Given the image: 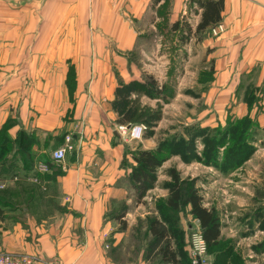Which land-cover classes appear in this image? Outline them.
<instances>
[{"label": "rangeland", "instance_id": "374dc122", "mask_svg": "<svg viewBox=\"0 0 264 264\" xmlns=\"http://www.w3.org/2000/svg\"><path fill=\"white\" fill-rule=\"evenodd\" d=\"M183 1L182 5L176 6L172 0H111L108 11L111 15L124 16L126 22L122 24L130 35H134L132 44L125 50H117L114 39L103 37V44L108 49L103 53L30 54L0 51V71L5 75L11 74V82L5 86L6 94L0 103H3L0 108V111L4 110L3 117L7 112L10 114L0 128V142L4 144L5 152L3 157L6 156V162H12L17 155H22L15 154V137L7 133L9 128L21 125L19 119L11 115L17 114L16 104H21L20 100L26 97L22 94L26 90L30 93L37 80L46 83V75L50 74V78L53 72L52 77L64 78L62 91L66 93L67 103L70 104L65 118L68 116L74 121L73 116L78 111L82 128L83 124H87L81 118L82 114L90 113L91 108L101 104L102 123L116 132L119 125H127L118 122L120 116L113 105L116 88L120 83L136 84L149 78L161 87L160 94L154 91L150 95L144 92L131 93V108L135 110L132 125L142 124L143 134L140 139L124 141L126 150L123 162L132 168L129 152L138 149H148L165 161L157 169L154 187L140 201H135V196L125 184V205L118 204L117 207L126 210V235L121 238L122 245L117 247L119 249L113 256L121 263L137 264L136 258L149 240L146 232L148 219H163V215H167L166 221L176 231L174 246L181 264H194L191 236L200 232V229L189 213V206H182L176 213L164 209L170 182L166 170L174 168L183 180L184 195L190 188L197 189L204 206L213 209L221 222L219 245L213 250H205L202 264H264V253H256L253 249L255 244L264 240V125L260 124L255 111L250 115L236 113L240 103L248 109L254 105L260 109L258 101L260 97L262 99L263 86H257L247 77H242L235 85L232 99L224 103L223 91L227 87L222 81L220 84L216 82L217 72H223L222 46L217 42L221 40L219 35L224 27L220 22L213 27L221 25L222 32L215 33L210 29L202 40L190 38L181 43L180 33L171 30V23L177 19L186 20L194 26L197 22L196 14L189 12L187 2L185 5ZM72 6L78 10L77 5ZM143 8L145 10L141 15ZM81 21L77 19L79 27L75 30L97 28L96 22L88 17L84 22ZM77 22H74L75 25ZM42 23L46 27L43 21L39 22V26ZM78 35L75 31V36L66 39L71 40L68 42L72 46L92 44L94 37ZM209 41L210 45H206ZM33 59L35 61L32 64L30 62ZM98 59L101 66L96 68L92 62ZM76 60L91 61L88 69L81 70L86 81L79 91L75 78L80 67H74ZM5 62L9 65L12 63V67H2ZM50 62H53V66L49 69L47 63ZM61 62L62 67L59 66ZM253 71L258 78L259 69ZM136 88L135 85L131 86V89ZM93 90L101 94L104 101L93 105L95 100L90 95ZM62 109L61 100L58 111ZM27 110H30V106ZM88 115L91 116V113ZM247 116L249 119L245 120ZM43 140L46 141V138ZM30 155V158L36 159L45 153L33 149ZM235 162H238L237 165H234ZM23 182L26 183L13 187L15 184L7 185L0 181V190L5 187L10 189L3 195L0 193V206L5 208L3 214L7 218L14 214L29 215L31 219L43 216L44 221H53L56 218L52 217L56 214L65 213L64 209L68 208L70 201L68 196L51 192L46 199L42 191L36 189L35 183L30 180ZM31 192L33 194L29 198ZM15 205L24 206L29 212L24 207L25 210L21 208L19 212ZM52 206L57 208V212L50 211ZM110 210L108 207L104 213V223L112 220ZM20 221L26 222V217ZM111 223L114 224L112 228H115L116 221L112 220ZM110 236H104V244L112 241Z\"/></svg>", "mask_w": 264, "mask_h": 264}, {"label": "crops", "instance_id": "0c3cea01", "mask_svg": "<svg viewBox=\"0 0 264 264\" xmlns=\"http://www.w3.org/2000/svg\"><path fill=\"white\" fill-rule=\"evenodd\" d=\"M110 1L0 0V51L3 53L30 52V54L39 52L103 53L108 51L103 44V37H111L117 42V50H125L132 44L134 35H130L122 24L126 22L124 16L115 13L111 15L108 11ZM186 2L187 0L185 5ZM183 3V0H172V4L176 6ZM72 4L77 5L78 10ZM72 9L75 11L72 12ZM144 10L145 8L140 12L141 15ZM87 17L96 22L97 28L75 30L79 27L77 19L79 22H82L81 20L84 22ZM195 17L198 20V15ZM40 21L45 22L46 27L43 23L39 26ZM74 22H77V25ZM221 23L224 31L219 35L221 40L217 43L222 46L223 72H217L216 82L220 84L222 81L224 87H227L223 91V101L226 103L232 99L235 85L242 77H247L257 86L262 85V99L260 97V102L258 101L260 109L255 105L248 109L240 103L236 113L250 115L255 111L258 113L260 124L264 125V80H262L264 76V0H224ZM80 25L82 26L81 23ZM75 31L81 37H94L91 40L92 44L72 46L68 42L71 40L66 38L75 36ZM209 40L211 41V38ZM210 41L206 45H210ZM34 61L35 59L30 63L33 64ZM92 63L96 68L101 66L99 59ZM90 64L91 61H74V67L76 69L78 65L80 67L78 68L80 72L75 78L78 91L86 81L81 70L88 69ZM11 65L12 63L9 65L5 62L1 66L10 68ZM52 66L53 62L47 63L49 69ZM59 66L62 67L63 62ZM255 68L259 69L258 78L253 71ZM49 75L44 78L46 83L43 84L42 81L37 80L30 93L28 90L24 94L21 93L26 97L20 100L21 104H16L17 114L11 115L13 118H18L21 125L9 128L7 133L16 139L17 133L22 129L35 136L32 150L40 149L45 155L33 159V169L39 175L35 176L32 171L28 180L39 186L44 197L51 192L68 196L69 206L64 209L65 213L52 217L56 218L53 221H44L43 216L31 219L29 215L14 214L7 218L3 214L5 208H1L3 210L0 212V251L29 256L35 264H51L53 261H59L61 264H124L109 254V249L121 246V238H124L126 233L120 231L117 224L115 228H112L114 225L111 223L112 220L104 223V213L108 207L111 208L117 201H122L126 197L124 177L129 169L121 165L126 141L124 142L118 134H114L113 128L102 123L101 104L95 107L98 110L91 108V116L88 115L90 113L82 114L81 118H84L87 123L83 124L82 128H80L78 111H76L78 114L73 116L74 121L71 117L65 118V112L70 109V104L67 103L66 93L62 91L64 78L52 77L53 72L50 78ZM10 76L11 74L5 75L2 70L0 71V103L6 94L5 86L11 82ZM95 91L90 92L92 99L95 100L94 103L92 102L93 105L104 101L103 96ZM61 100L63 109L59 112ZM2 105L3 103L0 104V108ZM29 106L30 110L26 111ZM3 112L4 110L0 111V128L4 125L6 118L10 117L8 112L3 117ZM70 133L73 135L76 152L68 154L62 164L53 162L56 164L54 170L50 171L48 167L46 170L40 169V165H46L48 160L52 161V151L60 147L64 137ZM56 137H58L57 140ZM44 138L46 141L43 140ZM16 179V177L9 181L4 179V182L7 185L15 184L13 187H17ZM22 207L24 206H16V209L20 212ZM50 211L57 212V208L52 206ZM26 212L28 213L29 209L26 208ZM25 217L26 222L20 221ZM64 219L65 221L62 222ZM107 234H111L109 238L112 241L104 244V236ZM138 256L137 264H147L142 259L141 252Z\"/></svg>", "mask_w": 264, "mask_h": 264}, {"label": "trees", "instance_id": "16d2710c", "mask_svg": "<svg viewBox=\"0 0 264 264\" xmlns=\"http://www.w3.org/2000/svg\"><path fill=\"white\" fill-rule=\"evenodd\" d=\"M187 4L189 12L198 15L196 24L192 26L191 23L186 20L181 21L177 19L173 21L170 26L172 31L180 33L181 43H185L190 38L202 40L205 35L209 34L213 26L221 22L222 11L224 9V0H187ZM133 85L137 88L131 89ZM160 88L161 87L158 86L155 81L149 78L136 84L120 83L115 90V99L113 100V105H115L114 108L120 116L118 122L132 125L135 117V110L131 108V93L144 92L150 95L151 91H154L160 94ZM248 117L249 116L244 117V119L248 120ZM34 141L35 136L32 133L21 130L13 143L15 146V154L17 155L20 153L22 155L14 156L15 158L12 159V162H6V156L3 157L5 155V152H3L4 144L0 142V164H3L0 166V181L16 177V180H18L17 184L20 183L23 185L26 183L23 181H28V177L32 174V171L35 176L39 175V173L33 169V157L30 158ZM124 150L126 149L124 148ZM74 152L76 151L74 150ZM129 155L133 163L132 168L128 165H124V158L121 162V165L125 169H129L124 180H126L125 183L128 190L135 196V201H140L146 193L154 187L157 178V169L162 166L165 160L148 149H138L134 152H129ZM238 162L240 163V160H238ZM237 163L234 165H237ZM46 165L51 171L54 170L56 164L48 160ZM166 173L170 177V182L168 184V196L164 202L165 211L176 213L180 211L182 206L188 205L190 215L199 226L201 235L206 244V249L208 251L213 250L219 245L221 236V222L218 215L213 209L204 206L203 199L197 189L190 188L184 195L183 180L174 168H168ZM34 185L36 189L40 191L39 186L36 184ZM7 191H10V189L5 187L0 190V193L3 195V193ZM32 194L31 192L28 197L31 198ZM48 202L50 201L48 200ZM118 204H121V206L122 204L125 205L124 200L117 201L111 207L110 213H112V215L110 217L112 220L116 221L120 231H125L127 229V224L124 219L126 210H124V208L118 209ZM16 206L20 205H15V207ZM1 208L2 206H0V212L3 210ZM165 218H167V215H163V219L151 217L147 221L146 232L149 236V240L141 251L142 259L147 264H181L179 253L174 246L176 231ZM117 247L119 246L110 247L111 250L109 254L113 255ZM253 249L256 253H264V240L255 244Z\"/></svg>", "mask_w": 264, "mask_h": 264}, {"label": "built area", "instance_id": "2783aa9c", "mask_svg": "<svg viewBox=\"0 0 264 264\" xmlns=\"http://www.w3.org/2000/svg\"><path fill=\"white\" fill-rule=\"evenodd\" d=\"M211 31L218 33L222 32V26L212 27ZM117 133L120 138H125L126 140H137L142 137L143 134V125L134 124V125H119L117 128ZM76 136V135H75ZM76 151V147L73 141L72 133L67 134L64 137L63 144L52 151L51 160L54 163L62 164L66 156ZM40 169L46 170V165H40ZM192 239V261L194 264H202V256L206 250L205 241L200 232L193 233L191 236ZM0 264H35L33 259L29 256L24 255H15L10 253H0ZM51 264H61L58 261H53Z\"/></svg>", "mask_w": 264, "mask_h": 264}, {"label": "water", "instance_id": "95a60500", "mask_svg": "<svg viewBox=\"0 0 264 264\" xmlns=\"http://www.w3.org/2000/svg\"><path fill=\"white\" fill-rule=\"evenodd\" d=\"M114 134H116V135H117V132H116V131H114Z\"/></svg>", "mask_w": 264, "mask_h": 264}]
</instances>
